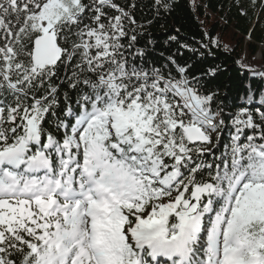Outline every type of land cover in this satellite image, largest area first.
Segmentation results:
<instances>
[{"label":"snow or ice","instance_id":"6c2138e0","mask_svg":"<svg viewBox=\"0 0 264 264\" xmlns=\"http://www.w3.org/2000/svg\"><path fill=\"white\" fill-rule=\"evenodd\" d=\"M135 8L0 0V264H264V111L217 154L223 111L144 66Z\"/></svg>","mask_w":264,"mask_h":264},{"label":"trees","instance_id":"16d2710c","mask_svg":"<svg viewBox=\"0 0 264 264\" xmlns=\"http://www.w3.org/2000/svg\"><path fill=\"white\" fill-rule=\"evenodd\" d=\"M116 2L126 6L132 0ZM135 3V19L144 25L136 44L145 51L144 66L167 65L175 72L168 59L172 57L187 68L189 79L201 93L214 95L213 110L223 111L225 126L220 130L218 144L213 134L214 151L219 154L229 139L231 115L241 106L254 116L256 109L264 111V105L258 103L264 94V78L252 75L241 65L242 62L257 72L264 71V49L260 48L264 46V19L258 18L263 9L261 1L173 0L171 10L158 15L152 7L153 0ZM213 40L217 45H213ZM258 54L260 59L256 60ZM249 85L251 103L247 100Z\"/></svg>","mask_w":264,"mask_h":264},{"label":"rangeland","instance_id":"374dc122","mask_svg":"<svg viewBox=\"0 0 264 264\" xmlns=\"http://www.w3.org/2000/svg\"><path fill=\"white\" fill-rule=\"evenodd\" d=\"M261 1V6L263 7V9H262V11L259 13V16H258V18L259 19H264V0H260ZM246 40L248 41L249 39H247L246 38ZM260 48L261 49H264V46L263 45H260ZM245 58V57H244ZM256 60L257 59H260V55L258 54V55H256ZM259 72H264V71H259ZM264 78V77H263Z\"/></svg>","mask_w":264,"mask_h":264}]
</instances>
